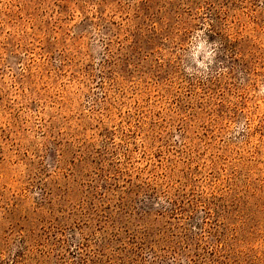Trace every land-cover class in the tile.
Here are the masks:
<instances>
[{
    "label": "rangeland",
    "instance_id": "rangeland-1",
    "mask_svg": "<svg viewBox=\"0 0 264 264\" xmlns=\"http://www.w3.org/2000/svg\"><path fill=\"white\" fill-rule=\"evenodd\" d=\"M0 264H264V0H0Z\"/></svg>",
    "mask_w": 264,
    "mask_h": 264
},
{
    "label": "trees",
    "instance_id": "trees-1",
    "mask_svg": "<svg viewBox=\"0 0 264 264\" xmlns=\"http://www.w3.org/2000/svg\"><path fill=\"white\" fill-rule=\"evenodd\" d=\"M143 236L146 237V234L144 233Z\"/></svg>",
    "mask_w": 264,
    "mask_h": 264
}]
</instances>
